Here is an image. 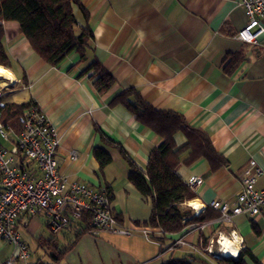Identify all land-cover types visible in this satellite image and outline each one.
<instances>
[{"label": "crops", "instance_id": "obj_1", "mask_svg": "<svg viewBox=\"0 0 264 264\" xmlns=\"http://www.w3.org/2000/svg\"><path fill=\"white\" fill-rule=\"evenodd\" d=\"M72 6L80 26H88L101 64L115 82L97 93L89 75L81 72L76 52L50 65L30 47L14 20L1 21L0 43L9 75H0L1 92L15 101L33 100L57 131L58 170L68 182H85L110 194L114 217L129 233L95 232L72 224L53 232L42 213H21L14 228L28 248L17 264H162L170 256L187 254L208 260L221 255L218 241L225 236L236 257L248 249L264 264V218L260 214L226 216L210 202L233 205L241 183L239 172L253 159L260 168L255 187L264 188V34L256 40L236 37L248 16L239 0H80ZM264 26V17L262 18ZM244 59L232 75L222 64L229 53ZM139 90L143 100L160 111L182 114L188 124L204 130L219 154L182 160L175 172L193 186L201 212L207 206L218 216L190 222L180 232L165 235L142 224L151 211L150 197L128 180L130 168L115 147L101 143L100 132L120 143L132 161L144 170L149 152L162 137L135 120L121 104L109 100L125 88ZM176 145L186 142L183 132L173 135ZM105 145V146H104ZM102 146L111 161L99 168L92 150ZM185 157V156H183ZM183 159V158H182ZM194 211V207L189 205ZM187 202V201H186ZM196 215V214H195ZM193 216V215H192ZM186 215L184 219H189ZM202 237L207 245L202 246ZM180 239L177 245L172 242ZM209 247V249H208ZM13 245L0 237V262ZM56 252L57 256L51 255ZM249 264L254 262L244 256ZM201 264V263H194Z\"/></svg>", "mask_w": 264, "mask_h": 264}, {"label": "trees", "instance_id": "obj_2", "mask_svg": "<svg viewBox=\"0 0 264 264\" xmlns=\"http://www.w3.org/2000/svg\"><path fill=\"white\" fill-rule=\"evenodd\" d=\"M74 4L85 13L80 0H0V20L16 21L19 25V33L27 39L30 47L40 58L50 65H57L68 54L76 52L77 64H85L81 72L91 71L89 77L93 88L97 93H103L114 84L115 79L95 55L91 29L88 26H80L76 21L72 9ZM2 35L0 24V39ZM243 59L241 52L229 53L222 64L223 71L232 75ZM0 64H8L1 43ZM8 95L9 92L0 93V121L9 124L18 133L22 127L23 111L36 103L33 100L18 102L9 99ZM116 104H121L135 120L162 137L161 143L149 152L143 170L132 161L120 143L107 138L96 125L94 126V130L100 132L101 143L115 147L128 164L130 168L128 180L142 195L150 197L151 211L142 224L158 228L162 234L159 240L163 242L166 234L180 232L190 222H204L217 217L218 212L207 206L197 215L184 219L191 212L189 213L190 207L184 208L182 203L192 199L195 193L175 172V166L181 160L190 163L199 156H205L208 160L216 157L223 162L214 150L207 133L188 124L184 116L178 112L160 111L146 103L139 90L134 87L123 89L108 102L109 107ZM177 131L183 132L186 136V142L182 145H176L173 139ZM92 153L100 169L111 161L110 154L102 146L94 147ZM22 161L23 158L20 157L19 163ZM82 221L86 219L83 218ZM75 224L82 227L80 230L77 229L79 232L89 228L87 224L81 222ZM202 239V246L205 248L207 239L204 237ZM50 253L53 256L58 255L54 251ZM244 256L250 257L254 264H262L248 249L241 250L236 257L212 255L210 258L214 264H249ZM196 262L212 264L204 258L191 254L181 257L170 256L162 264Z\"/></svg>", "mask_w": 264, "mask_h": 264}, {"label": "built area", "instance_id": "obj_3", "mask_svg": "<svg viewBox=\"0 0 264 264\" xmlns=\"http://www.w3.org/2000/svg\"><path fill=\"white\" fill-rule=\"evenodd\" d=\"M248 16L236 37L253 41L264 34V0H239ZM1 93V88H0ZM59 143L56 129L46 113L36 104L22 113V127L16 133L9 124L0 121V237L13 245L12 253L0 264H17L28 257V248L14 228L18 216L42 213L47 227L56 232L72 223L87 224V230L100 229L129 233L114 217L109 192L85 182H68L57 167L56 148ZM20 157L23 158L19 163ZM260 168L255 160L239 172L241 187L233 205L216 199L210 206L222 215L231 213L260 214L264 218V188L255 187ZM201 182L195 176L188 181L193 188ZM185 203H188V201ZM188 206V205H187ZM197 215L196 210L192 215ZM86 219V221H82ZM180 239L172 242L177 245ZM209 249V247H208Z\"/></svg>", "mask_w": 264, "mask_h": 264}, {"label": "bare ground", "instance_id": "obj_4", "mask_svg": "<svg viewBox=\"0 0 264 264\" xmlns=\"http://www.w3.org/2000/svg\"><path fill=\"white\" fill-rule=\"evenodd\" d=\"M0 75H9V73L1 65H0ZM189 205L193 206L196 212L200 210V205L195 200H190ZM218 244H219L218 250L222 256H231L232 254H235V251L230 246V241L225 236L220 237Z\"/></svg>", "mask_w": 264, "mask_h": 264}, {"label": "rangeland", "instance_id": "obj_5", "mask_svg": "<svg viewBox=\"0 0 264 264\" xmlns=\"http://www.w3.org/2000/svg\"><path fill=\"white\" fill-rule=\"evenodd\" d=\"M182 205L184 206V208H186L187 207V205L186 204H184V203H182ZM190 207V206H189ZM190 211H189V213H190V215L192 216V210H191V208L189 209Z\"/></svg>", "mask_w": 264, "mask_h": 264}, {"label": "water", "instance_id": "obj_6", "mask_svg": "<svg viewBox=\"0 0 264 264\" xmlns=\"http://www.w3.org/2000/svg\"><path fill=\"white\" fill-rule=\"evenodd\" d=\"M215 256H222V255H218V254H216ZM225 257H227V256H225Z\"/></svg>", "mask_w": 264, "mask_h": 264}]
</instances>
